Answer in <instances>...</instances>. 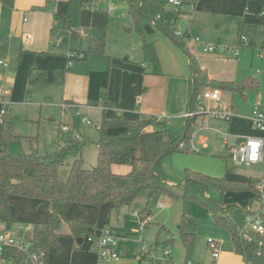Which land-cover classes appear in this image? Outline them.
<instances>
[{
	"label": "crops",
	"instance_id": "0c3cea01",
	"mask_svg": "<svg viewBox=\"0 0 264 264\" xmlns=\"http://www.w3.org/2000/svg\"><path fill=\"white\" fill-rule=\"evenodd\" d=\"M63 1L65 2L64 7L61 6ZM69 1L0 0V62H2L0 63V90L4 87L9 90L4 97L9 116L13 104L28 102L34 88L44 86L52 81L58 85L56 90L60 92L58 98H54L56 99L54 100L55 103L62 101V105L68 108L94 105L101 108L102 113L109 109L107 118H112L118 113L131 118L138 114L160 116L161 118L158 120L163 121L166 128L169 118L182 117L184 119V114L188 111V83L192 74L187 54L181 51L178 46L172 45L173 43L164 35L170 43L167 47L168 51L172 57L180 62V68L175 72L169 65L164 64L166 73L161 70L160 74H154L152 68L144 61L141 62L142 66H138L140 62L131 61L128 57L122 59L121 62L120 59H114L108 51H105V47L102 53L89 52L90 40L93 38L104 39V36L100 37L94 34L88 36L90 32L87 34L80 30L83 26L95 30V16L101 13L94 8L88 9L85 6V1L84 7L81 6L80 9L78 26L70 29L69 32L80 37L81 42H83V36H88L87 49H70L65 31L69 15L64 14L68 10ZM181 2L182 4L177 8L169 4H166L165 8L178 11L175 25L178 32L187 33L185 46L193 57H195L193 48V46L196 47L195 44L199 45L201 49L205 45L203 43L235 44L239 42V38L238 40L231 38L238 32L241 35L240 31L244 26L254 34L257 29L264 28V0H181ZM109 7L112 8L111 12H113L114 7L112 5ZM108 8L103 10L106 12V22L111 13ZM70 24L71 21H69V27ZM152 28L156 31L154 27ZM246 46H249L248 40ZM250 46L252 51L257 49L255 42ZM263 48L264 46L259 47L258 52ZM80 52L84 54V57L75 56ZM204 52L203 54L206 55H214ZM70 56H72V60L69 59ZM157 56L159 59L158 53ZM224 57L238 58V56L233 55H224ZM72 61L78 63L73 64ZM223 61L225 62V59ZM200 62L201 64L199 62L197 64L206 72L208 79L235 80L228 76L221 78L218 73L207 72L208 66H203L201 58ZM167 66L170 69L165 68ZM33 67L45 71V84H30L29 75ZM56 69L63 70L61 82H57L54 78V70ZM209 87L204 86L201 89L204 90V88ZM219 89L222 100L229 91ZM101 95L105 97V101L110 106L104 107ZM47 100H50V97H47ZM222 104L231 106L235 112L236 109L232 103L224 102ZM259 105L263 104H257L254 107ZM68 117L69 113L67 114ZM11 119L13 120V118ZM227 121L230 122L231 118ZM250 123L252 125L251 117ZM196 124H199L198 118L195 120ZM146 129L152 130V127L148 126ZM227 132L230 135L229 144H238L244 140L236 142L235 133L230 132L229 129ZM207 133L220 140L212 130H207L205 135L208 142ZM257 136L263 135L258 134ZM207 147L208 144L204 148ZM123 167L127 166H114L113 170L117 173H124L130 169L128 167L124 170ZM227 179L244 181L234 178ZM249 193L251 194L250 203L254 193L252 191ZM26 203L30 204L29 209L34 205L33 209L35 211L38 209V212L29 213V209L28 211L24 210L22 205ZM129 205H123L118 210H109L107 203L98 207L93 205L80 207L78 204H72L67 213L68 217L87 222L90 225L93 241L87 240V234L81 237H73L68 225L65 232H60L58 229L60 248L58 250L53 247L49 249L45 264H152V261L147 258L149 253L144 251L141 241L143 240L142 233L145 232L150 222L144 215L140 216L135 211L131 213L126 211ZM159 205L158 207H161ZM8 206L14 222L9 228L0 222V230H11L13 227L18 229L22 224L44 222L50 217L49 211L42 204H38V200L35 198L9 196ZM36 217L40 218L36 219ZM143 219L146 220V223L144 229L140 231L138 227ZM63 224L65 225L66 222H62L60 226ZM104 230H108L117 239L118 261L102 260L97 254V237ZM20 231L22 235L23 231L21 229ZM27 235L31 236L32 232L28 231ZM77 238H81V240H77ZM168 258H171V252ZM212 261L214 264H243L245 262L242 255L235 251L232 252V250L223 253L221 248L218 257H212Z\"/></svg>",
	"mask_w": 264,
	"mask_h": 264
},
{
	"label": "rangeland",
	"instance_id": "374dc122",
	"mask_svg": "<svg viewBox=\"0 0 264 264\" xmlns=\"http://www.w3.org/2000/svg\"><path fill=\"white\" fill-rule=\"evenodd\" d=\"M84 1L88 9L94 8L101 13L95 16V30L88 29L86 26L80 30L87 34L90 32L88 36L92 34L104 36L105 51H108L114 59H120L122 62V59L128 57L131 61L140 62L138 66H142L143 53L140 48L142 36L134 29L127 31L124 28L131 22V17L127 13V0H70L68 10L64 13L69 15L65 29L69 48L87 49L88 36H83V42H81L80 37L69 32L70 29L78 26L79 13L81 6L84 7ZM61 4V6H65L64 1ZM109 5H112L114 9L106 22V12L103 10H106ZM69 21H71L70 27ZM240 32L241 35L238 32L231 39L238 40L239 38L240 41V37L244 36L248 40L249 46L241 48L237 59L236 57L225 58L226 54L220 52L206 55L203 54V48L201 49L199 45L193 46L197 59L195 60L201 64V58L203 66H208L207 72L218 73L221 78L228 76L237 81H241L248 75L258 79V87L248 89L244 96L238 92H229L219 102L221 104L232 103L235 107L236 110L230 122L208 118L211 127L220 131L229 129L230 132H234L237 136L236 142L243 140L246 136L261 134L251 125L250 117L254 106L264 104V57H260L258 52V48L264 46V28L257 29L254 34L244 26ZM144 38L148 42H155L162 72L166 73L164 64L169 65L172 70L177 72L180 62L168 51L167 47L170 43L167 38L157 29L152 33L144 34ZM254 42L257 49L252 51L250 44ZM203 44L212 45L213 43ZM219 44L233 47L237 46L239 42L235 44L221 42ZM227 56L231 55L227 54ZM97 57L99 58V56ZM184 62L187 65L186 61ZM71 63L78 62L72 61ZM169 66L165 68L170 69ZM56 89H58L57 84L52 81L48 82L44 86L34 88L28 102H18L11 106L10 117L14 121L13 133L18 137L9 139L5 143V147L12 156L28 153L31 148L37 150L41 155L54 156L58 159L57 175L61 180H65L70 166L75 160L80 159L83 168H89L96 163L98 126L103 113L101 108L94 105L68 108L62 105V101L55 103L56 99L54 98H58L60 93ZM202 91L199 88L198 95L202 94ZM47 97H50V100H47ZM200 102L202 105L207 104L203 98H200ZM108 111L110 110L106 109L104 112L106 117ZM68 113L71 121L66 124ZM83 118L86 119V122H83ZM202 118L203 115L198 116L199 124ZM184 122L182 117H171L166 123L167 129L170 131L182 129ZM63 126L66 128L63 129ZM119 130L121 129H112L109 132H118ZM207 134L209 136L207 148L201 147L199 152L190 151L186 147L179 148L164 156L162 169L165 188L152 194L148 190L141 191L126 208L129 213L135 211L140 216L144 215L150 222L145 232L142 233L143 240L141 241L144 249L149 250L147 258L152 261V264H214L207 245L209 238L219 242L223 253L229 250L233 252L231 234L228 228L217 221L212 209L228 215L238 227L246 226L247 212L264 214V203H261L256 196V189L254 199L249 203L251 196L249 191L226 190L222 193L218 188L212 186L206 188L192 178L191 173L200 172L255 183L262 176L263 167L261 164L246 166L239 162H233L230 153L221 144V141L214 136L211 137L209 133ZM169 138L171 135L166 136V139ZM232 141L234 142V139ZM0 144L3 145L1 131ZM226 167L230 170L225 171ZM127 168L123 167L122 169ZM158 204L161 207H158ZM22 206L27 211L30 208L28 203ZM33 208L34 205L28 212H38V209L35 211ZM182 214L196 220L195 238L188 248L182 243L177 233V225ZM39 218L36 217V219ZM59 230L65 232L67 223L60 226ZM10 232L17 238L23 235L16 227H13ZM165 249H170L171 258L158 255Z\"/></svg>",
	"mask_w": 264,
	"mask_h": 264
},
{
	"label": "trees",
	"instance_id": "16d2710c",
	"mask_svg": "<svg viewBox=\"0 0 264 264\" xmlns=\"http://www.w3.org/2000/svg\"><path fill=\"white\" fill-rule=\"evenodd\" d=\"M166 4V0H127V13L131 22L124 28L127 31L134 29L142 36L143 61L152 68L154 74H160L161 67L154 42H148L144 38V24L149 23L187 54L192 73L188 83V110H195V98L198 89L203 86L217 87L231 93L238 92L242 96L248 89L257 88L258 81L251 75L241 81L208 79L206 72L199 67L185 46L187 33H180L176 28L178 11L167 10ZM104 46L103 38H93L89 43V52L102 53ZM69 59L72 60V56ZM54 78L61 82L63 70H54ZM29 82L32 85L45 84V71L33 67ZM101 98L105 108L110 106L103 95ZM8 112L7 107L0 120L3 140V145L0 144V222L8 228L14 222L8 206L9 196L38 200V204H42L49 211L50 217L47 221L33 223L31 252L36 253L43 264L46 263L51 247L56 250L60 248L58 229L62 222L67 223L73 237L91 235L87 222L68 217L67 213L72 204H78L80 207H98L107 203L109 210H118L123 205H129L143 190L152 194L164 189L162 160L167 154L179 149V142L187 141L198 118V115L185 117L182 129L170 131L164 122L154 115L138 114L131 118L118 113L112 118H107L103 112L98 126L96 163L89 168H83L80 159H77L70 166L67 178L61 180L56 170L58 159L54 156L41 155L35 149L16 156L7 152L5 143L18 137L13 133V120ZM148 126H151L152 130H147ZM112 129L121 130L109 132ZM168 135H171V138L166 139ZM114 166H127L130 169L117 173L113 170ZM225 169L228 171L227 167ZM191 174L195 181L206 188L216 187L222 193L226 190L252 191V199L256 194L254 183L251 182L230 180L224 176L200 172ZM212 211L217 221L228 228L234 251L244 257L245 263L264 264V237L254 232L244 235L240 232L241 227L236 226L228 215L214 209ZM262 217L264 218V215ZM195 227L196 220L193 217L181 215L177 233L187 248L195 238ZM2 264H30L29 255L16 248L6 247Z\"/></svg>",
	"mask_w": 264,
	"mask_h": 264
},
{
	"label": "built area",
	"instance_id": "2783aa9c",
	"mask_svg": "<svg viewBox=\"0 0 264 264\" xmlns=\"http://www.w3.org/2000/svg\"><path fill=\"white\" fill-rule=\"evenodd\" d=\"M166 3L177 8L182 4L181 0H166ZM108 11L111 12L112 8L109 7ZM247 45V39L244 36L240 37L239 44L237 46H224L221 44H212V45H203V50L205 52H220L223 54H230L237 56L238 52ZM78 58L84 57L83 53H78L75 55ZM259 56L264 57V48L259 51ZM2 63V62H0ZM9 92L8 88L4 87L0 90V118L6 112L7 102L4 97ZM200 98H203L207 101L206 105H202ZM221 100V91L217 87L205 88L202 91V94L196 95L195 110H188L185 112L184 117H192L194 115H203L200 124H196L192 132L187 139V141H182L178 143V148H187L193 152H199L201 147H206L208 144V139L205 135V131L212 130L222 141V144L230 153L231 159L233 162H239L246 166L252 164H261L263 167V173L259 180L254 183V187L257 191V196L261 203H264V104L261 105V109L254 107L252 110L251 121L252 126L263 136H246L243 141L238 144H229V133L227 131H220L216 128H213L209 124L208 118H215L223 121L229 120L233 113L234 109L231 106L220 104ZM157 119L161 117L157 116ZM83 122H86V119L83 118ZM66 126H63L65 129ZM77 139V136L75 137ZM160 206V205H159ZM247 224L244 227H241L240 232L244 235H248L250 232L257 233L264 237V218L261 214L248 213L246 217ZM146 220L143 219L139 224V230L144 229ZM19 229L23 231V235L20 238L14 236L10 230H0V264H2L3 251L6 247H13L18 250H21L25 253H28L30 264H43L42 260L36 253L31 252V236L27 235L28 231H33L34 225L32 223L22 224ZM89 242L93 241L91 235L87 236ZM207 245L211 251L213 258H217L220 253L219 244L213 239H208ZM96 251L98 256L102 260L106 261H118L119 255L117 252V239L108 231L104 230L97 237V247ZM146 253H149V250L144 249ZM170 249H165L162 253L158 254L162 257H168L170 254ZM250 264V263H245Z\"/></svg>",
	"mask_w": 264,
	"mask_h": 264
},
{
	"label": "water",
	"instance_id": "95a60500",
	"mask_svg": "<svg viewBox=\"0 0 264 264\" xmlns=\"http://www.w3.org/2000/svg\"><path fill=\"white\" fill-rule=\"evenodd\" d=\"M143 30H144L145 34L152 33L154 31V29L151 27V25L149 23L144 24ZM258 108L261 109V105H259ZM70 121H71V119H70V117H68L66 119L65 123L69 124ZM77 240H81V238H77Z\"/></svg>",
	"mask_w": 264,
	"mask_h": 264
}]
</instances>
